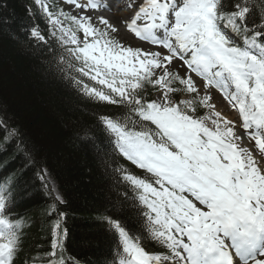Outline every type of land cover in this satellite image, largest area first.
Returning <instances> with one entry per match:
<instances>
[{
  "label": "snow or ice",
  "instance_id": "6c2138e0",
  "mask_svg": "<svg viewBox=\"0 0 264 264\" xmlns=\"http://www.w3.org/2000/svg\"><path fill=\"white\" fill-rule=\"evenodd\" d=\"M8 6L0 0V14ZM26 12L31 45L107 109L74 137L105 169L111 159L113 191L124 190L95 210L108 253H72L68 199L0 104V264H264V0H31ZM217 90L235 118L213 102ZM97 125L110 153L97 146ZM37 196L47 248L25 258L30 218L20 209Z\"/></svg>",
  "mask_w": 264,
  "mask_h": 264
},
{
  "label": "trees",
  "instance_id": "16d2710c",
  "mask_svg": "<svg viewBox=\"0 0 264 264\" xmlns=\"http://www.w3.org/2000/svg\"><path fill=\"white\" fill-rule=\"evenodd\" d=\"M8 8L0 14V104L15 113L41 148L39 163L46 164L55 174V183L68 199L67 224L70 235L68 249L80 257L99 259L110 247V237L95 222L96 209L110 198L117 200L123 192L122 184L113 191L115 179L111 159L105 155L109 167L100 162L92 144H79L74 132L94 121L107 109L103 104L81 94L61 75L72 76L75 71L64 65L60 72L51 63L49 51L33 47L21 24H28L26 9L31 0H6ZM7 17L10 23L3 24ZM87 83H92L87 81ZM97 125V146L102 154L112 151V143ZM0 159H3L0 156ZM117 160H120L117 157ZM122 163H124L121 160ZM13 161L6 171L15 168ZM125 167H129L125 163ZM28 176L34 178V172ZM33 202L26 199L20 211L30 218L26 225L30 237L25 258L37 249L47 248L48 224L44 215V201L38 196Z\"/></svg>",
  "mask_w": 264,
  "mask_h": 264
},
{
  "label": "rangeland",
  "instance_id": "374dc122",
  "mask_svg": "<svg viewBox=\"0 0 264 264\" xmlns=\"http://www.w3.org/2000/svg\"><path fill=\"white\" fill-rule=\"evenodd\" d=\"M108 13H109V14H110V13H113L112 17H113V18L116 17L115 12H114V9L111 10L110 12H108ZM110 16H111V14H110ZM126 39L131 40V43H133V44H136V43H137V41L132 40L131 37H126ZM146 46H147V45H145V47H146ZM217 98H218V97H214V101H213L215 104H217V108H218V106L221 107L220 110H221L222 112H224V113L226 112V113H227L226 115H227L228 117L235 118L236 115H234V114H232V113H231V114H228V112H229V111H232V109H229V108H228V109L226 110V106H225L224 103L222 102V99L219 98V99L221 100V101H220V100H218ZM225 110H226V111H225Z\"/></svg>",
  "mask_w": 264,
  "mask_h": 264
},
{
  "label": "bare ground",
  "instance_id": "6f19581e",
  "mask_svg": "<svg viewBox=\"0 0 264 264\" xmlns=\"http://www.w3.org/2000/svg\"><path fill=\"white\" fill-rule=\"evenodd\" d=\"M127 2V0H119V5L118 6H122V5H124L125 3ZM114 9V12H115V15H116V17L114 18V19H116V18H118L120 15H121V13H122V8L121 7H113L111 10H113ZM110 10V11H111ZM109 11V12H110ZM107 15H110L108 12L106 13Z\"/></svg>",
  "mask_w": 264,
  "mask_h": 264
}]
</instances>
